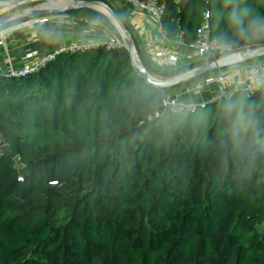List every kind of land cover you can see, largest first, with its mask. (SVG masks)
Masks as SVG:
<instances>
[{"label": "trees", "instance_id": "obj_1", "mask_svg": "<svg viewBox=\"0 0 264 264\" xmlns=\"http://www.w3.org/2000/svg\"><path fill=\"white\" fill-rule=\"evenodd\" d=\"M159 1L171 40L183 32L192 43L208 13L213 38L235 50L264 45L249 27L264 21V0ZM64 14L121 38L99 11ZM118 15L152 76L205 63L156 67ZM239 64L263 66L264 55ZM217 72L156 88L121 46L0 75V264H264V84L251 97L239 89L156 115L164 94Z\"/></svg>", "mask_w": 264, "mask_h": 264}, {"label": "crops", "instance_id": "obj_2", "mask_svg": "<svg viewBox=\"0 0 264 264\" xmlns=\"http://www.w3.org/2000/svg\"><path fill=\"white\" fill-rule=\"evenodd\" d=\"M109 1L114 10L123 15L133 29L139 47L150 63L156 66L153 55L160 50H168L170 57L178 61L179 67L197 60L194 50L188 44L180 43L177 39H169L161 24L148 13L140 11L133 1ZM12 22H14L13 25L2 30L5 43L4 46H0V75L8 69L10 63L21 65V57L30 51L44 53L61 43L91 38L101 39L113 35L109 29L98 26L99 21L79 15L55 14L28 19L19 17ZM250 65L252 64L233 66L237 75L226 86L218 83L206 85L202 79L173 90L171 93L187 103L211 101L222 92L238 90L244 82H247L251 76Z\"/></svg>", "mask_w": 264, "mask_h": 264}, {"label": "built area", "instance_id": "obj_3", "mask_svg": "<svg viewBox=\"0 0 264 264\" xmlns=\"http://www.w3.org/2000/svg\"><path fill=\"white\" fill-rule=\"evenodd\" d=\"M72 1L73 0H0V17L22 7L40 4L53 7L57 3L60 5L55 8H60L72 3ZM131 1L136 4L140 11L148 13L153 19H155V21L161 24L162 17L166 11L165 4L160 3L159 0ZM209 18L210 15L206 13L203 23L197 29L195 40L188 44L194 50L197 60H203L205 62L204 64H207L210 62L232 61L244 57L245 50H235L232 45L223 43L219 39L211 36ZM177 41L184 43L183 32L179 33ZM4 43V32L0 30V46H4ZM123 45L122 38H119L114 34L101 39L91 38L69 43H61L48 52L41 53L38 51H30L26 53L21 57V65L10 63V66L2 75L8 78L26 77L42 71L59 56L64 54H77L100 48L112 50ZM153 58L155 59L156 66L160 69L179 67L178 61L170 57L168 50L154 52ZM233 66H230L227 69H220L216 74L206 77L203 79L204 83L206 85L213 83H218L221 86L228 85L237 75V71ZM249 71L251 73L250 79L247 82H244L239 89L243 90L248 97H251L259 92L264 84V65L260 66L252 64L249 66ZM232 93L233 92H222L219 96L231 98ZM206 102L207 101L199 103L183 102L178 99L176 94L170 92L164 94L160 109L156 112V115L159 116L165 111L177 113L187 111L195 112L199 104H205ZM18 165V180L22 181L24 179V174L27 171V166L24 163H18Z\"/></svg>", "mask_w": 264, "mask_h": 264}, {"label": "water", "instance_id": "obj_4", "mask_svg": "<svg viewBox=\"0 0 264 264\" xmlns=\"http://www.w3.org/2000/svg\"><path fill=\"white\" fill-rule=\"evenodd\" d=\"M86 8L99 11L111 19L112 23L116 26V28L118 29L121 35V38L124 43L123 46L128 50L130 54L135 71L142 78H144L147 81V83H149L150 85L156 88H160V89L171 88L179 85L180 83L187 82L197 77L206 75L210 72L239 64L252 57L264 55V45L253 48H247L245 50L244 57L240 59H236L232 61H221L216 63L210 62L195 67L184 73H181L170 80L158 79L152 76L143 65L140 56L138 54V50L134 38L131 32L126 28L124 22L122 21L118 13L114 10V8L110 5V3H107L103 0H73L72 3L60 8L43 6L42 4L22 7L7 15L0 17V28L4 26L6 23L11 22L19 17L37 18V17L50 16L55 14H64L70 10H78V9H86Z\"/></svg>", "mask_w": 264, "mask_h": 264}, {"label": "clouds", "instance_id": "obj_5", "mask_svg": "<svg viewBox=\"0 0 264 264\" xmlns=\"http://www.w3.org/2000/svg\"><path fill=\"white\" fill-rule=\"evenodd\" d=\"M250 29L257 34L264 33V21L254 18L249 23Z\"/></svg>", "mask_w": 264, "mask_h": 264}, {"label": "bare ground", "instance_id": "obj_6", "mask_svg": "<svg viewBox=\"0 0 264 264\" xmlns=\"http://www.w3.org/2000/svg\"><path fill=\"white\" fill-rule=\"evenodd\" d=\"M59 5H60V4H57V3H56L53 7H57V6H59ZM61 5H62V4H61ZM99 8H100V7H99ZM100 9H101V8H100Z\"/></svg>", "mask_w": 264, "mask_h": 264}, {"label": "rangeland", "instance_id": "obj_7", "mask_svg": "<svg viewBox=\"0 0 264 264\" xmlns=\"http://www.w3.org/2000/svg\"><path fill=\"white\" fill-rule=\"evenodd\" d=\"M246 50V49H245ZM244 51V50H243ZM263 229H264V227H263Z\"/></svg>", "mask_w": 264, "mask_h": 264}]
</instances>
